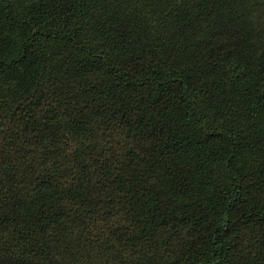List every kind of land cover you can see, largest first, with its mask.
I'll use <instances>...</instances> for the list:
<instances>
[{
    "label": "trees",
    "instance_id": "obj_1",
    "mask_svg": "<svg viewBox=\"0 0 264 264\" xmlns=\"http://www.w3.org/2000/svg\"><path fill=\"white\" fill-rule=\"evenodd\" d=\"M0 264H264V0H0Z\"/></svg>",
    "mask_w": 264,
    "mask_h": 264
}]
</instances>
